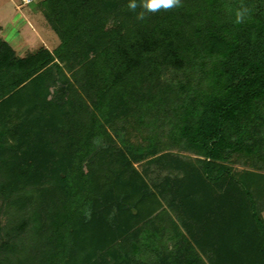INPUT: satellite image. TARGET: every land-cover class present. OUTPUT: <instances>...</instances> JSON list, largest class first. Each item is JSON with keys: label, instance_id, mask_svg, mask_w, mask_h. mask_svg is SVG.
<instances>
[{"label": "trees", "instance_id": "16d2710c", "mask_svg": "<svg viewBox=\"0 0 264 264\" xmlns=\"http://www.w3.org/2000/svg\"><path fill=\"white\" fill-rule=\"evenodd\" d=\"M129 2L39 0L55 47L19 54L0 37V174L10 191L39 186L48 223L37 263L264 264L252 175L227 164L243 150L264 162V0H178L155 10ZM114 122L146 131L145 158L183 174L170 200L191 228L178 229L172 246L154 221L137 222L154 192L131 166L135 152L104 146ZM168 124L181 126L200 169L161 150ZM202 184L226 186L200 203L192 189Z\"/></svg>", "mask_w": 264, "mask_h": 264}, {"label": "rangeland", "instance_id": "374dc122", "mask_svg": "<svg viewBox=\"0 0 264 264\" xmlns=\"http://www.w3.org/2000/svg\"><path fill=\"white\" fill-rule=\"evenodd\" d=\"M38 2L39 0L28 2L24 0H0V37L8 40L19 54H25L41 44L53 48L59 42L58 35L46 21L37 4ZM67 74L70 75V72ZM116 125V122L112 125L108 123L105 125L112 139L106 140L104 146L112 147L115 150L126 147L135 152L137 156L133 158L131 166L136 168L147 186L154 192L153 197L147 200L149 209L146 213L142 211L141 217L140 215L137 217V222L139 225L146 226V223L154 221L161 234L167 238V242L172 246V238L178 229L189 235L188 230L191 228V222L173 207L170 200L172 190H174L172 187L175 186L173 181L175 179L180 180L183 174L170 166H159L145 158L144 152L150 147V140L145 139V137L151 139L146 131L129 125L124 128H114ZM180 130L179 124H173L171 127L169 124L167 125V128L159 134L161 150L177 153L189 161L194 169H200V162L196 159L198 156L190 150L183 149L181 144L183 138L180 137ZM98 137H102L101 134ZM129 140L138 143V146ZM227 164L237 175L241 173L245 176L252 175L250 188L261 206V213L264 216L263 160L258 158L255 151L243 150L240 156L234 155L232 159L227 161ZM92 165L96 166L97 163L94 162ZM121 166V168L124 167ZM86 170L91 172L90 168L86 167ZM92 170L94 171V169ZM126 171L130 172L129 169ZM19 184L21 185L10 191L9 182L0 174V186L6 187L3 191L0 190V242L8 240L14 245L13 249L0 250V264H40L37 263V260H41L45 255L44 249H41L44 246L42 241L45 239L41 231L48 223L45 221L47 218L43 216L46 212L39 202V186L22 184L21 182ZM225 186V184L221 187L220 185H212L211 191L210 188L202 184L199 189H192V195L198 202L204 203L207 200L205 199L208 196L207 192L210 191L212 194L215 189L216 192L222 191ZM40 199L44 201L45 195ZM133 210L136 211V209ZM37 214L41 215L39 220L34 217ZM21 222H24L23 227L20 225ZM19 230L20 235L11 238V235ZM196 248L203 259L208 261L202 249L198 245ZM21 261L23 262L21 263Z\"/></svg>", "mask_w": 264, "mask_h": 264}, {"label": "clouds", "instance_id": "9594fccd", "mask_svg": "<svg viewBox=\"0 0 264 264\" xmlns=\"http://www.w3.org/2000/svg\"><path fill=\"white\" fill-rule=\"evenodd\" d=\"M176 4H178V0H145L144 7L148 10H155L160 6H163L164 8H170ZM128 6L130 8H135V0H130Z\"/></svg>", "mask_w": 264, "mask_h": 264}, {"label": "built area", "instance_id": "2783aa9c", "mask_svg": "<svg viewBox=\"0 0 264 264\" xmlns=\"http://www.w3.org/2000/svg\"><path fill=\"white\" fill-rule=\"evenodd\" d=\"M24 1L28 2V1H30V0H24Z\"/></svg>", "mask_w": 264, "mask_h": 264}]
</instances>
